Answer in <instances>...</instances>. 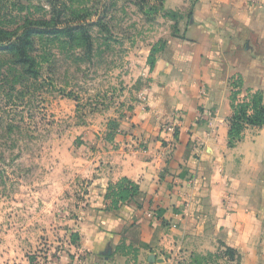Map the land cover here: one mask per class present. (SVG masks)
Wrapping results in <instances>:
<instances>
[{
    "label": "crops",
    "instance_id": "0c3cea01",
    "mask_svg": "<svg viewBox=\"0 0 264 264\" xmlns=\"http://www.w3.org/2000/svg\"><path fill=\"white\" fill-rule=\"evenodd\" d=\"M183 26L116 136L79 156L89 184L65 218L77 242L61 264H198L207 253L233 262L223 244L242 264H264V222L248 207L264 195V130L229 145L234 80L264 98V0H202ZM255 157L251 170L236 163ZM126 180L138 188L129 198Z\"/></svg>",
    "mask_w": 264,
    "mask_h": 264
},
{
    "label": "rangeland",
    "instance_id": "374dc122",
    "mask_svg": "<svg viewBox=\"0 0 264 264\" xmlns=\"http://www.w3.org/2000/svg\"><path fill=\"white\" fill-rule=\"evenodd\" d=\"M52 1L0 0L5 39L34 20L79 28L72 36L33 37L28 53L34 62L0 50V264H61L70 254L77 235H70L65 218L89 184L79 175L80 157L116 136L149 85L167 39L186 37L181 22L192 21L202 0H184L177 10L167 0H57L58 20ZM233 85L237 105L251 103L257 93L264 104L261 91L244 89L239 78ZM261 130L264 124L245 127L230 147ZM236 163L251 170L257 159ZM259 200L248 207L264 222V195ZM232 252L233 262L221 253L198 255L196 262L242 264L243 254Z\"/></svg>",
    "mask_w": 264,
    "mask_h": 264
},
{
    "label": "trees",
    "instance_id": "16d2710c",
    "mask_svg": "<svg viewBox=\"0 0 264 264\" xmlns=\"http://www.w3.org/2000/svg\"><path fill=\"white\" fill-rule=\"evenodd\" d=\"M57 0H53V9L55 12V16L57 20L61 16V10H58V4H56ZM78 26H82L81 24H77ZM75 30L79 28L75 27ZM72 26L68 24H63V29L58 28V26H51L49 22L45 20H34L28 23H25L20 27L19 30L14 31L12 38L5 39L4 37H0V50L5 49L9 50L10 52L15 53L18 55V61L22 63H29L34 62V59L29 55V48L34 44V39L36 35H44L46 33H53V32H66L69 33L70 36L74 33ZM82 28L84 36L89 37L88 32ZM235 92V91H234ZM232 94L233 100V109L234 112L229 119V145L233 146L237 141L240 140V135L245 127L247 126H262L264 124V104L261 94L252 95L251 103H241L236 104L234 95ZM249 110L252 113H249ZM127 191H114V195L117 200H114V204L117 205L118 202L122 199L125 200V193L127 192L130 196H133L137 193L138 188L137 186L132 183L131 181H125ZM121 195V196H120ZM231 247L227 248L224 252L225 256H228L229 259H233V252ZM235 250V249H234Z\"/></svg>",
    "mask_w": 264,
    "mask_h": 264
},
{
    "label": "built area",
    "instance_id": "2783aa9c",
    "mask_svg": "<svg viewBox=\"0 0 264 264\" xmlns=\"http://www.w3.org/2000/svg\"><path fill=\"white\" fill-rule=\"evenodd\" d=\"M247 1H249L250 3H254V2H256L257 0H247Z\"/></svg>",
    "mask_w": 264,
    "mask_h": 264
}]
</instances>
